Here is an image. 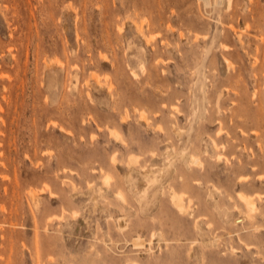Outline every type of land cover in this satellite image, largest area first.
Returning <instances> with one entry per match:
<instances>
[{
	"label": "rangeland",
	"instance_id": "1",
	"mask_svg": "<svg viewBox=\"0 0 264 264\" xmlns=\"http://www.w3.org/2000/svg\"><path fill=\"white\" fill-rule=\"evenodd\" d=\"M0 264H264V0H0Z\"/></svg>",
	"mask_w": 264,
	"mask_h": 264
},
{
	"label": "bare ground",
	"instance_id": "2",
	"mask_svg": "<svg viewBox=\"0 0 264 264\" xmlns=\"http://www.w3.org/2000/svg\"><path fill=\"white\" fill-rule=\"evenodd\" d=\"M186 154H187V153H186ZM190 156H191V155H190ZM186 157H187V156H186ZM191 157H192V156H191ZM191 157H190V158H191ZM168 158H169V157H168ZM168 158H167V159H168ZM182 158H183V157H182ZM193 158H195V157L193 156ZM193 158H192V159H193ZM183 159H184V158H183ZM185 159H186V158H185ZM185 159H184V160H185ZM199 159H200V158H198L197 160H199ZM171 160H172V159H171ZM186 160H187V159H186ZM173 161H174V160H173ZM171 162H172V161H171ZM190 162H191V161H190ZM186 163H187V162H186ZM195 163H200V162L197 161V162H195ZM169 164H170V163H169ZM173 164H174V163H173ZM165 165H166V164H165ZM167 165H168V164H167ZM170 165H171V164H170ZM189 166H190V165H189ZM164 168H165V167H164ZM143 169H144V168H143ZM148 174H149V173H148ZM141 176H142V175H141ZM109 177H110V176H109ZM149 177H150V176H149ZM142 178H143V177H142ZM151 178H152V177H151ZM151 178H149V180H150ZM153 178H154V177H153ZM153 178H152V179H153ZM143 179H144V178H143ZM156 179H157V178H155V180H156ZM107 180H108V179H107ZM146 180H148V179H146ZM149 180H148V183H149L148 185H151V184H150L151 181H149ZM154 182H155V181H154ZM145 183H146V182H145ZM152 184H153V183H152ZM155 184H157V183H155ZM132 185H134V184H132ZM134 187H135V186H134ZM179 196H181V195H179ZM178 198H179V197H178ZM180 198H181V197H180ZM180 198H179V199H180ZM179 204H180V203H179Z\"/></svg>",
	"mask_w": 264,
	"mask_h": 264
}]
</instances>
